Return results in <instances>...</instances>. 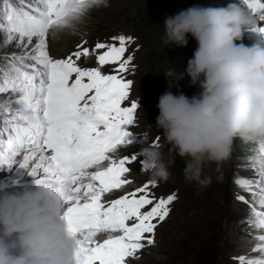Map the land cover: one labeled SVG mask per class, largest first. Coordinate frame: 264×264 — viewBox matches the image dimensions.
Returning <instances> with one entry per match:
<instances>
[{
  "label": "snow or ice",
  "instance_id": "6c2138e0",
  "mask_svg": "<svg viewBox=\"0 0 264 264\" xmlns=\"http://www.w3.org/2000/svg\"><path fill=\"white\" fill-rule=\"evenodd\" d=\"M101 3L0 0L3 45L18 50L0 51L7 64L0 65V168L25 169L55 193L76 244V264H132L155 244L156 229L178 198L175 192L156 197L152 181L123 191L133 183L132 163L144 167L135 154L117 155L133 144L130 126L138 109L136 101L126 103L133 86L127 78L133 37L119 34L91 48L82 40L65 58L48 51L50 33L74 32ZM235 3L261 22L249 31L264 35V0ZM90 57L95 66H81ZM259 154L255 177L234 179L235 199L250 210L242 222L256 230L249 253L232 257L236 264H264V138ZM117 190L122 194L109 198Z\"/></svg>",
  "mask_w": 264,
  "mask_h": 264
},
{
  "label": "clouds",
  "instance_id": "9594fccd",
  "mask_svg": "<svg viewBox=\"0 0 264 264\" xmlns=\"http://www.w3.org/2000/svg\"><path fill=\"white\" fill-rule=\"evenodd\" d=\"M255 25L237 3L193 6L165 18L166 47L187 46L190 34L198 48L185 72L171 68L164 75L171 82L186 73L201 91L191 98L171 91L159 97L155 126L175 155L165 162L159 149L147 141L141 146L143 171L153 183L169 180L178 156L185 161V183L206 188L212 180L205 166L226 160L236 138H264V47L236 43ZM36 185L14 192L0 185V264H76L63 206L54 192Z\"/></svg>",
  "mask_w": 264,
  "mask_h": 264
},
{
  "label": "rangeland",
  "instance_id": "374dc122",
  "mask_svg": "<svg viewBox=\"0 0 264 264\" xmlns=\"http://www.w3.org/2000/svg\"><path fill=\"white\" fill-rule=\"evenodd\" d=\"M15 2L18 3V0ZM136 2L137 0H102L99 6L94 7L83 18L80 30L76 31L77 40L72 41L58 53L52 50L48 40V51L54 58H65L76 50V45L82 40H87L86 46L91 48L97 41L111 42L110 38L119 34L133 37L129 45V54L134 56V61L127 76L133 81V86L130 100L126 103L130 104L134 100L138 104V109L136 122L130 126L134 137L133 144L121 148L117 155L123 157L135 154L142 159L139 149L147 141L153 148L163 153L167 162L175 155L172 146L154 135L156 114L144 109L149 96L145 81L148 76L146 64L150 63V51L135 39L134 31L128 24L131 18L138 16L139 8ZM235 2L231 0V3ZM243 7L246 11V7ZM254 18L255 26H258L261 22ZM236 43L264 47V35L246 30L242 39ZM0 51L11 54L18 50L14 45L4 46L3 36L0 34ZM0 65L7 67L3 60L0 61ZM81 66H95L94 57L81 61ZM104 71L108 73L110 67L105 66ZM260 140H251L253 144L241 153L231 150V156L219 165H206L204 169L206 175L216 183L203 189L196 184L185 183L183 177L185 161L176 156L174 165L169 167L171 173L169 180L156 183L157 187L153 192L156 197H166L175 192L178 198L171 205L169 217L156 229L155 244L141 250L138 253L140 258L134 260L132 264H236L232 260L233 256L249 253L255 243L253 237L256 230L247 222H242L247 221L250 210L248 205L235 199L237 188L234 179L237 176L255 177L260 159ZM128 178L133 183L126 186L123 191H132L150 181L149 175L138 162H133L130 166ZM30 181L34 182V178L25 169L17 166L11 169L0 168V184L6 185L9 191H17L19 186L27 185ZM189 187H193L191 198L184 195V190ZM121 194L122 191L117 190L109 198H118ZM197 249H200L199 253H196Z\"/></svg>",
  "mask_w": 264,
  "mask_h": 264
},
{
  "label": "trees",
  "instance_id": "16d2710c",
  "mask_svg": "<svg viewBox=\"0 0 264 264\" xmlns=\"http://www.w3.org/2000/svg\"><path fill=\"white\" fill-rule=\"evenodd\" d=\"M230 3L231 0H137L138 16L131 18L128 24L134 31L135 39L150 51V63L149 65L146 64L148 76L145 85L149 93L144 105L146 111L156 114L157 117L159 115L157 108L159 97L167 91H171L174 95L183 93L189 98L201 91L199 85L191 84V78L186 73L183 79L172 80L171 82L164 75L171 68H175L177 72H185L189 59L193 58L194 52L198 48V42L190 34L187 36V46L179 47L172 44L166 47L162 42L165 18L175 16L180 11L193 6L220 8L226 7ZM238 5L244 8L242 4ZM155 125L154 135L163 139L162 130L157 129ZM251 144H253L252 141L236 138L231 150L241 153L243 150H247ZM214 183L216 181L212 180L210 185ZM193 187L185 189L184 195L191 198ZM199 252L200 249H197L196 253Z\"/></svg>",
  "mask_w": 264,
  "mask_h": 264
},
{
  "label": "bare ground",
  "instance_id": "6f19581e",
  "mask_svg": "<svg viewBox=\"0 0 264 264\" xmlns=\"http://www.w3.org/2000/svg\"><path fill=\"white\" fill-rule=\"evenodd\" d=\"M82 23H83V20L77 25L74 32L71 30H68V31L56 33L54 35L50 33L48 40H49L51 47L53 48L52 50L58 53L62 51L65 47L69 46L68 44H70L72 41L77 40L78 37H77L76 31L80 30ZM8 181H10V179Z\"/></svg>",
  "mask_w": 264,
  "mask_h": 264
}]
</instances>
